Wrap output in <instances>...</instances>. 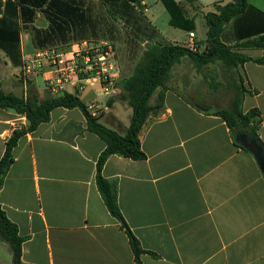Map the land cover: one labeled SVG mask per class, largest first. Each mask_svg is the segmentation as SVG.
<instances>
[{
    "label": "crops",
    "instance_id": "0c3cea01",
    "mask_svg": "<svg viewBox=\"0 0 264 264\" xmlns=\"http://www.w3.org/2000/svg\"><path fill=\"white\" fill-rule=\"evenodd\" d=\"M176 1L187 17L194 18L195 42L203 51L206 38L198 40L196 27L204 23L206 12L197 0ZM247 2L264 14V0ZM128 4L120 9L102 0H0V17L18 26L22 57V65L16 67L0 50L1 89L24 99L53 97L47 85L54 79V67L44 63L38 75L26 76V61L43 50L64 53L81 43H106L103 40L111 37L104 35V25L111 33L121 24L132 32L127 38L132 45L127 47L126 40L114 52L117 94L105 97L96 86L76 93L68 84L60 91L77 95L85 105L98 106L103 123L99 122L124 135L129 126L124 122L130 120L132 109L120 99V82L132 75L148 46L188 42V32L181 30L176 40L150 22L143 0L140 7ZM215 4L224 5L213 0L211 12ZM87 24L94 28L88 29ZM57 25L65 27L58 30ZM31 27L46 30L54 40L72 42L36 49ZM263 27L264 17L250 9L228 23L221 41L232 51L261 58L264 49L254 43L264 33ZM257 28L262 30L255 34ZM187 62L193 66L187 57L174 64L165 89L158 87L150 98L149 104L154 105L158 95L163 96L161 108L150 113L138 136L144 158L111 155L101 171L116 186L120 213L143 251L138 261L96 186L103 141L88 131L81 110L58 107L47 122L18 140L0 189V207L24 239L22 264H264V174L254 156L238 147L225 122L214 114L229 109L241 85L245 90L242 112L257 109L264 117V64L247 61L233 70L217 61L209 64L222 74V93H204L197 81L192 100L186 89L193 83L181 75ZM25 125L23 115L0 109V157L12 132ZM257 136L264 145V120ZM0 264H12V250L3 241Z\"/></svg>",
    "mask_w": 264,
    "mask_h": 264
},
{
    "label": "trees",
    "instance_id": "16d2710c",
    "mask_svg": "<svg viewBox=\"0 0 264 264\" xmlns=\"http://www.w3.org/2000/svg\"><path fill=\"white\" fill-rule=\"evenodd\" d=\"M104 4L119 5L120 9H126L128 2H133L135 6L140 7V0H102ZM165 11L168 13V24L186 32L195 30L194 18L185 15L182 6L176 0H159ZM213 12L204 15V25L206 27L205 48L201 53L189 51L184 46L176 44H153L146 48L141 61L134 67L130 77L120 82V99L131 109L132 115L130 123L124 135L112 131L99 122L100 114L96 117L91 116L85 103L75 94L62 92L46 100H39L36 96L29 98L18 97L12 93H5L0 87V109L13 110L16 114L23 115L26 119V125L20 129L14 130L7 140L4 152L0 157V189L4 177L13 163V148L18 140L26 133L33 132L40 124L49 119L50 112L58 107L67 109L78 108L83 113L87 129L97 135L104 143V150L99 155L96 162V186L108 212L119 222L120 229L128 237L129 245L134 253L135 260L138 261L143 252L138 240L131 233L124 218L122 217L117 204L116 186L106 180L102 175V167L111 155H117L132 160H142L144 154L140 149L138 139L139 133L145 124L150 113H155L161 108L163 96L160 93L154 105L149 101L158 87L165 89L164 81L172 66L184 57L189 58L196 69L213 64L216 61L221 63L228 70L236 69L247 61H253L257 64H264V55L258 59H251L224 45L221 41V35L225 27L232 20L238 19L248 10H254L264 17L259 10L251 7L247 0H232L224 5L215 4ZM24 11V10H23ZM126 15L129 10L125 11ZM6 14V12H5ZM123 18V17H121ZM123 20H125L123 18ZM56 26V24H54ZM54 25H51L52 28ZM58 30L64 28V25H57ZM88 29H93V24H87ZM33 31L32 43L36 49H45L56 45H66L72 41L65 39L54 40L48 37L46 30L31 27ZM257 28L255 34L260 33ZM250 32V31H249ZM252 32H254L252 30ZM261 32H264V27ZM19 29L15 22L7 20L5 16L0 17V50L10 60L13 66L22 65V57L19 48ZM255 47L264 49V33L259 37ZM63 50V49H62ZM245 90L241 85H237L234 97L229 109H221L214 112L226 124L234 136L239 129H246L250 133L257 135V130L264 120L257 109H250L242 112L241 102ZM239 147V146H238ZM243 149L242 147H239ZM245 150V149H243ZM247 151V150H245ZM0 241L7 243L12 250V264H22L21 248L24 239L18 235L17 227L6 217L0 207Z\"/></svg>",
    "mask_w": 264,
    "mask_h": 264
},
{
    "label": "built area",
    "instance_id": "2783aa9c",
    "mask_svg": "<svg viewBox=\"0 0 264 264\" xmlns=\"http://www.w3.org/2000/svg\"><path fill=\"white\" fill-rule=\"evenodd\" d=\"M187 36L188 42L184 47L191 52L201 53V47L195 42V34L188 32ZM44 63L54 67V79L47 85L53 93H57L67 84L75 87L76 93L94 86L105 97H112L118 92L119 71L109 45L81 43L64 53L55 49L43 50L26 61L23 72L26 76H36ZM86 110L94 117L100 114L98 106L93 103L86 104Z\"/></svg>",
    "mask_w": 264,
    "mask_h": 264
},
{
    "label": "rangeland",
    "instance_id": "374dc122",
    "mask_svg": "<svg viewBox=\"0 0 264 264\" xmlns=\"http://www.w3.org/2000/svg\"><path fill=\"white\" fill-rule=\"evenodd\" d=\"M146 4L147 7L149 8V11L145 14L147 19L150 22L155 23V25L158 27V29L161 32H164L165 34H172L171 36H174L176 38V40L179 39V37L182 35L181 30L177 29V28H173L171 26L168 25V13L165 11L164 7L162 6V4L160 3L159 0H143ZM216 1H220L223 4H227L228 0H216ZM212 2L213 0H197L198 5L200 6V8L202 9L203 13H207V12H211V6H212ZM142 17V15H141ZM143 18V17H142ZM108 26L104 25V35L107 36L108 38L111 37V39L108 40H103V42L106 43H101V41H91V44H95V45H109L112 48L113 53L117 51H119L120 47L123 46L124 44L122 42L127 40V47H130L131 41H129L128 35L131 34L132 32H130V30L128 28H126L125 26H122L121 24L119 26H114L111 30V33H107L105 30H109L107 28ZM196 34H197V38L200 41H204V39L206 38V27L204 25V23L202 21H200V23L198 24V26L196 27ZM130 44V46H129ZM142 59V58H141ZM221 72L218 70L217 66H204L201 69H194L193 66H191L190 62H187L185 64L182 65L181 67V75H183L184 77H186L187 83L188 84H192L191 86H189V88H187V96L191 97L193 100V91H192V87L193 85L198 81V84L202 85V89L204 90V93H208L209 95L213 94V93H217L222 91L221 90V84H220V74ZM175 76H178L177 74H174ZM196 79V80H195ZM199 86V85H198ZM62 91H58L57 93H53V96L59 95L61 94ZM222 92H220L221 94ZM55 94V95H54ZM129 114H131V110L129 112ZM100 122H102L99 119ZM130 121V120H129ZM128 119L125 120L124 124L126 125V127L129 124ZM103 123V122H102Z\"/></svg>",
    "mask_w": 264,
    "mask_h": 264
},
{
    "label": "water",
    "instance_id": "95a60500",
    "mask_svg": "<svg viewBox=\"0 0 264 264\" xmlns=\"http://www.w3.org/2000/svg\"><path fill=\"white\" fill-rule=\"evenodd\" d=\"M234 139L239 147H242L254 156L260 170L264 174V145L258 136L246 129H239L236 131Z\"/></svg>",
    "mask_w": 264,
    "mask_h": 264
}]
</instances>
